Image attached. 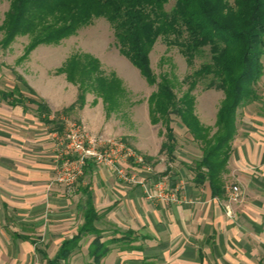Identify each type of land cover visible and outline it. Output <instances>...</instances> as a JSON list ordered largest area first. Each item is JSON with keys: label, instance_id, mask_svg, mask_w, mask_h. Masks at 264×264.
<instances>
[{"label": "crops", "instance_id": "obj_1", "mask_svg": "<svg viewBox=\"0 0 264 264\" xmlns=\"http://www.w3.org/2000/svg\"><path fill=\"white\" fill-rule=\"evenodd\" d=\"M20 75L47 103L50 119L76 100L67 97L59 79L50 81L56 84L50 93L39 90L26 74ZM59 76L66 83L65 75ZM88 96L77 118L91 132H108L105 124L111 115L106 117L100 99L89 102ZM23 103L12 106L0 99V264H44L40 252L54 257L62 241L76 234L88 197L100 214L96 227L103 239L125 238L128 231L134 235L131 243L129 237L111 244L102 264H264V125L248 123L237 129L222 175L221 197L212 196L208 182L195 184L191 169L201 151L188 134L184 143L177 136L173 162L160 155L162 140L157 135L135 144V150L149 158L148 170L138 173L142 184H125L110 168L88 163L67 195L54 182V136L61 133L42 123L27 99ZM56 118L63 121L64 116ZM215 120L216 115L213 126ZM195 148L198 154L191 152ZM157 180L170 187L181 185L180 202L148 200L144 188ZM229 181L240 190L230 214L226 210ZM92 239V235L83 237L80 249L71 256L87 258Z\"/></svg>", "mask_w": 264, "mask_h": 264}, {"label": "trees", "instance_id": "obj_2", "mask_svg": "<svg viewBox=\"0 0 264 264\" xmlns=\"http://www.w3.org/2000/svg\"><path fill=\"white\" fill-rule=\"evenodd\" d=\"M168 3L169 0H9L0 25V48L6 49L18 36H27L29 42L22 55L26 59L38 46L58 45L95 19H104L119 54L148 85L156 88L148 98V114L152 125L163 127L160 155L169 162L175 159L177 135L172 123L176 117L201 151L191 169L195 184L208 182L212 196L221 197L225 194L222 175L237 131V111L260 100L255 86L264 73V0H174L167 10ZM159 38L166 45L177 47L189 67L205 51L208 61L181 82L167 73L158 78L151 69L149 54ZM55 74L65 75L66 81L77 87V96L74 103L56 112L52 119L47 103L20 75L16 81L30 97H25L16 84L11 90H1L0 99L12 106L22 105L27 99L42 123L62 133L64 123L56 117L81 110L88 93L102 100L106 117L119 112L127 96L121 79L114 72L106 74L99 60L88 54L71 56ZM198 84L204 90L223 94L213 128L201 124L195 114L192 92ZM181 85L187 88L177 97L175 88ZM99 219L100 214L88 197L76 234L62 241L54 257L47 258L40 252L44 264H69L71 255L80 249L82 238L88 235L93 239L84 264H102L111 244L129 237V243L134 241L131 231L126 232L125 238L103 239L96 227Z\"/></svg>", "mask_w": 264, "mask_h": 264}, {"label": "rangeland", "instance_id": "obj_3", "mask_svg": "<svg viewBox=\"0 0 264 264\" xmlns=\"http://www.w3.org/2000/svg\"><path fill=\"white\" fill-rule=\"evenodd\" d=\"M173 3L174 0H169L165 8L169 10ZM8 7L9 0H0V25ZM1 38L2 32L0 31V40ZM28 42L27 36H18L6 49L0 48V88L10 90L16 84H19L20 90L24 93L23 95L30 97L25 87L18 83L15 78L17 75L26 74L31 80L35 81L39 90L43 89L50 91V93L56 88V84L52 85L50 81L59 79L60 85L65 87L64 91L67 97H76L77 87L67 81L66 83L62 82V77L55 74V66H58L62 61L69 59L73 55L88 54L99 60L100 67L106 74L114 72L121 79L127 93L120 111L112 113L105 124L108 132L88 131L91 134L102 135L108 139L121 140L134 150L135 144L140 141L147 142L155 135L163 140L161 136L163 127L160 124L152 125L148 114V98L156 88L148 85L140 76L138 70L125 57L119 54L114 43L112 30L104 19H95L91 25L78 30L75 35L62 40L58 45L38 46L26 59H23L22 55ZM208 57L209 55L205 51L203 55L196 57L194 65L189 67L179 53L178 48L166 45L160 38L156 41L149 54L151 69L158 78L160 75L167 73L170 76L174 75L178 82H181L187 74H190L201 64L207 62ZM6 83L8 86H5ZM186 88V85L176 86L175 93L177 97H180ZM255 90L260 100L248 103L238 109L237 129L244 128L248 123L255 124L259 122L264 125V73L255 86ZM88 94L89 102L91 99L97 101L100 99L93 93ZM192 94L195 96L196 114L199 115L202 121L209 123L210 127L213 128L212 123L219 103L223 99L222 92L214 89L204 90L203 85L198 84ZM77 111L79 110H75L67 116L63 115L64 119L81 124L76 116ZM173 119L174 132L178 136V140L184 143L182 139H186L188 135L183 131L178 119L176 117H173ZM135 151L138 152L137 150ZM191 152L198 154V149H192ZM231 183L232 181L228 182V187L231 186ZM71 194L67 193V195ZM86 260L87 258L84 256H71L69 264H84Z\"/></svg>", "mask_w": 264, "mask_h": 264}, {"label": "built area", "instance_id": "obj_4", "mask_svg": "<svg viewBox=\"0 0 264 264\" xmlns=\"http://www.w3.org/2000/svg\"><path fill=\"white\" fill-rule=\"evenodd\" d=\"M64 129L55 135V178L54 182L72 193L78 179L83 175L88 163L97 167L110 168L116 178L125 184H142L138 178L139 171L148 170L144 156L121 140L108 139L102 135L91 134L76 122L63 119ZM181 185L170 187L163 180L152 183L151 188H144L148 200L165 204L180 202L178 192ZM227 192V213L230 204L239 201V188L231 185Z\"/></svg>", "mask_w": 264, "mask_h": 264}]
</instances>
